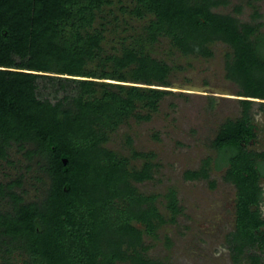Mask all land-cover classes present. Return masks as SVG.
I'll return each instance as SVG.
<instances>
[{
  "label": "trees",
  "instance_id": "16d2710c",
  "mask_svg": "<svg viewBox=\"0 0 264 264\" xmlns=\"http://www.w3.org/2000/svg\"><path fill=\"white\" fill-rule=\"evenodd\" d=\"M116 3L144 22L128 31L131 23L124 18L126 32L109 50L103 44L107 24L121 22L105 11ZM225 3L0 0V156L7 158L12 141H31L27 153L44 155L50 177L40 201L4 191L20 177L0 182V193L11 203L10 210L0 208L1 264H163L147 254L151 243L145 236H156L180 211L175 188L165 193L171 212L166 217L156 203L158 193L135 184L153 176V152L131 147V157L143 158L136 165L106 144L131 116L149 118L168 92L158 86L170 85L173 67L155 53L162 37L184 55L208 57L217 40L230 46L225 76L239 85L241 114L218 126L211 140L216 155L184 175L208 176L211 159L214 167H225V179L236 186L235 228L227 238L232 258L246 255L259 264L260 254L249 251L264 248V150L249 143L257 140L250 112L255 98L264 109V31L260 21L213 9Z\"/></svg>",
  "mask_w": 264,
  "mask_h": 264
},
{
  "label": "rangeland",
  "instance_id": "374dc122",
  "mask_svg": "<svg viewBox=\"0 0 264 264\" xmlns=\"http://www.w3.org/2000/svg\"><path fill=\"white\" fill-rule=\"evenodd\" d=\"M123 2L129 4V0ZM118 5L113 4L111 12L105 11L109 18L118 14L121 22L116 27L114 23L107 24L103 44L109 50L111 45H119L120 36L126 32L122 30L124 18L131 23L128 31L131 25L139 29L144 22ZM238 6L239 10H236ZM213 9L233 13L241 20L260 21V30L264 31V0H227ZM155 48L156 55L173 66L169 73L170 85H158L169 89L168 92L159 99L149 118L131 116L112 132L106 142L109 147L130 156V163L136 165L141 164L143 158L131 157V147L153 152V176L135 184L145 193H158L156 203L166 217L171 212L165 206V193L169 186L175 188L181 209L174 220H167L157 228L156 236H145V242L151 243L147 254L160 259L163 264H252L246 255H242L239 261H234L231 255L227 238L235 228L236 186L225 179V167H214L211 159L207 165L208 176L191 179L184 175L186 169L201 167L208 155L211 158L216 155L211 140L218 126L227 117L241 114L242 105L238 98L242 96L237 94L239 85L225 76L224 63L230 46L217 40L211 43L213 54L208 57L184 55L162 37ZM145 111L143 108L142 112ZM250 112L256 123L257 140L249 145L264 150V109L259 99L252 103ZM33 147L31 141L23 146L12 141L7 148V158L0 156V182L21 178L19 184L5 185L4 191H17L23 201H40L50 183L42 166L44 155L39 151L27 153V148ZM261 185L259 207L264 217V179ZM0 208L11 209L6 193H0ZM251 251L259 253V264H264V248L255 246Z\"/></svg>",
  "mask_w": 264,
  "mask_h": 264
},
{
  "label": "water",
  "instance_id": "95a60500",
  "mask_svg": "<svg viewBox=\"0 0 264 264\" xmlns=\"http://www.w3.org/2000/svg\"><path fill=\"white\" fill-rule=\"evenodd\" d=\"M255 99H258V98H255Z\"/></svg>",
  "mask_w": 264,
  "mask_h": 264
}]
</instances>
